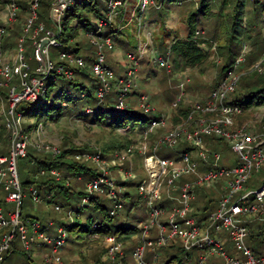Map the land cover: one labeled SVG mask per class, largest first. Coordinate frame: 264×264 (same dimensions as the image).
<instances>
[{
	"label": "built area",
	"instance_id": "1",
	"mask_svg": "<svg viewBox=\"0 0 264 264\" xmlns=\"http://www.w3.org/2000/svg\"><path fill=\"white\" fill-rule=\"evenodd\" d=\"M18 1L5 0L0 37L9 34L5 26L16 19ZM73 1L53 0L48 5V25H45L38 21L39 0H27L28 16L16 38L14 52L10 57H6L0 48V114L4 116L0 125L6 131L7 143L5 152L0 153V198L3 204H11V207L7 208L0 203V264L4 257L15 249V239L19 241L20 249L26 257L31 258L33 247H39L40 256L44 261L60 263L59 249L65 242L67 229L62 223H57L50 231L51 220L42 223L36 217L22 214L25 191L17 167L18 159L27 155L28 148L53 155L60 151V147L45 138L43 125L40 123L36 122L28 131H23L21 118L24 114L19 105L31 104L44 94L45 80L51 71L71 79L74 76L71 66L84 67L83 58L72 51H58L55 60L48 54V47L59 46L57 37L60 18ZM182 1L193 0H177V5ZM162 2L163 0H135L133 4H129L128 0H106L101 16L94 18L92 27L85 31L86 43L92 47L93 59L88 65L95 84L93 96L97 105L104 101L110 90L114 91L112 102L116 109L130 105L131 101L127 97L137 86V67L145 53L147 63L155 65L175 80L177 92L170 106H177L190 78L185 70L172 71L170 43L161 49L153 42L151 33L147 30L145 39L137 43L135 50L125 52L124 57L128 63L123 74L116 76L105 61L107 52L114 47L116 34L105 33L104 29L112 24L114 19H118L115 25L119 31V22L128 8L129 16L135 13L137 18H140L146 10L160 9ZM29 29L32 52L31 56L26 57L23 42L24 34L28 33ZM198 32L199 30L195 29L191 39H194ZM43 40L44 44L39 47ZM246 55L247 46L242 44L230 67L223 76L216 79L211 90L198 101L186 102L187 109L179 123L170 125L168 113L157 114L146 93L139 89L134 92L136 107L152 118L139 130L143 140H137L136 135L131 137L129 143L112 152L113 159L119 161L130 158L134 152L142 154L141 166L144 175L137 179L136 186L144 204L145 216L135 225V240L129 248L132 264H180L173 255L170 259H159L162 256V247L177 241L183 250L192 247L200 249L194 262L185 264H264V254L253 252L245 243V236L249 231L248 223L264 220V176L256 186L244 188L252 168L264 166V105L246 120L247 123L239 124L238 116L249 107L244 108L230 102V97L245 72L242 67ZM29 59L34 61L33 66ZM218 62L220 58L216 57L215 63ZM248 70L264 73L262 59L252 63ZM65 95L73 97L68 91H65ZM79 96L86 98L85 92H81ZM90 112L92 109L86 106L82 116H72L73 121L86 122L85 116ZM155 128H160L159 133L152 142L147 143L146 135ZM118 130L125 132L127 128L120 127ZM203 136H211L226 143L238 154V162L230 168L208 167L199 173L198 163L191 155L190 149H196L198 154L205 158ZM181 143L185 144V148L174 157H159L154 152L158 146L177 147ZM211 154L215 164L219 154L217 151H211ZM99 155L98 151L78 152L74 157L97 159ZM101 169L84 180L83 189L86 193L81 196V201L85 203L91 192L103 193L112 201L108 213L114 216L122 205L120 192L124 184L121 181L128 180L134 174L118 166L115 169L118 171L115 178L110 169ZM45 172L56 179L61 177L59 169L55 167H39L36 174ZM188 173L195 175L192 180H179L178 177ZM63 178L64 183H69L67 176ZM217 181H221V184L215 206L199 217L194 213L195 202L191 201L194 198V188L201 184L213 186ZM27 189L32 202L51 201L52 193L49 190H40L32 183ZM53 208L59 209L60 204L53 201ZM73 211L77 216L76 209L65 210L67 220L74 217ZM152 229L154 230L151 235L149 232ZM96 235L101 237L105 264H129L124 253V244L115 234L96 231L89 234ZM227 243L231 250L228 249ZM147 254L150 259L146 258ZM184 257L189 260L187 254H184ZM166 261L168 262L165 263ZM16 264L32 263L22 261Z\"/></svg>",
	"mask_w": 264,
	"mask_h": 264
},
{
	"label": "rangeland",
	"instance_id": "2",
	"mask_svg": "<svg viewBox=\"0 0 264 264\" xmlns=\"http://www.w3.org/2000/svg\"><path fill=\"white\" fill-rule=\"evenodd\" d=\"M26 1L27 0L18 1L19 9L16 12L17 16L14 20V35L10 33L0 37V48L6 57H10V55L14 52L16 36L20 33L28 16ZM52 1L53 0H43L37 9L38 21H41L45 25H48L47 4L51 3ZM100 1L102 2L103 0ZM128 1L129 4H133L135 2V0ZM207 1L209 6L206 9V13L204 15L202 14L196 16L197 21H194L193 24V28L199 30L198 34H196L194 38V40H196V46H198L200 52L204 55L198 64H186V67L182 68V70H185L188 74L190 81L183 91V95L180 99L182 102L179 105L183 103L185 104L186 102L193 103L200 100L201 96L203 97L206 95L216 82L218 77L217 72L226 59V49L229 46V37L231 34V31H229V24L232 22L231 18L234 14L236 0ZM199 3L200 0H193L190 2L182 1L179 5L174 2H170V5H168L166 8L164 7L160 11L154 9L146 10L143 16L140 18H137V14L135 13L134 15L129 16L130 9L128 8L119 22L121 29L120 33L114 38V47L106 54V63L111 65L110 67L116 76L123 74L126 64L128 63L124 57L125 52L128 50H135L137 43L139 41L142 42L145 39V31L147 30L150 31L153 42L158 44L161 49L164 48L165 44L170 43L175 36H177V38H183L186 33L187 15L191 11L196 10V8L199 7ZM4 11L5 0H0V25L4 19ZM242 11L243 13L241 20L238 22V31L233 34V56L238 51L240 45L246 44L247 56L242 68L245 71H248L249 66L259 59H262V65L264 66V0H259L255 4L253 0H243ZM83 14H86L89 20L93 19V15L91 13ZM72 23L73 20L69 22V25ZM5 28L6 32L8 31L9 33V24H6ZM66 32H69V29H67ZM29 33L30 29L28 30V33L24 34L23 45L25 48L24 53L26 57L31 56L32 52V47L30 46L28 37ZM84 33L85 32L82 29L77 27L73 31L74 37L68 40V44L71 45L74 42H78L80 45L85 46L84 44L86 43V38ZM3 46L5 47L2 48ZM58 51H60L59 47H48L49 57L55 60ZM84 53L86 52L83 49L78 52L80 56H83L82 54ZM216 57L220 58V62L217 64L215 63ZM146 59L147 54L144 53L137 67V86L130 91L127 99H130L133 110L139 116H143L144 114L135 105V95H132V93L139 89L148 95L157 114L168 113V115H170L168 119L170 125L177 123L178 121L174 122L172 117V111L175 107L172 108L170 106L177 92L175 88L176 82L173 81V78L170 77V75H166L163 70L158 69L155 65L151 63L146 64ZM28 61L32 66L34 65L33 60L29 59ZM84 62L85 72H87L89 76V65L85 60ZM147 69V73L153 75H149V77L145 79V72ZM172 71L174 70L172 69ZM60 82L63 85H61ZM64 82L65 80H58L56 84L53 85L51 91L46 97L48 104H53L59 108L47 109L44 112L39 110L38 112L41 113L37 112V114L31 116L24 114L21 118V127L23 131H28V129L37 122L43 125L45 138L60 148L67 146L69 143L78 147L84 146L85 148H88L75 150L69 154L67 158H72L78 161L82 160L90 166H93L96 172L100 171L101 168L106 170L110 169V172L115 178H117L118 174V171L115 169L118 166L133 172L134 175L130 176L129 179H132L134 183L124 184L122 189V191H127L129 196L120 199L122 205L119 208L118 213L110 218V220L106 221V224L110 225L111 228H115L117 224L135 226L136 223L145 216L144 204L138 195L136 186L137 179L144 175V169L141 166L142 154L134 152L130 158L119 161L117 159H113L112 152L114 149L107 153L106 151L101 152L99 148L105 143V140L109 139V136L112 134L117 135V139L122 137L124 138V136L134 137L137 135V140H143L140 135V131H138L141 122L126 119L125 122L129 128L127 131H125L126 133L124 131H119L118 129L108 131V127L101 123L89 124L85 121L74 122L72 116L75 114H80L82 112L81 108H83L86 104L82 99H74L69 100L65 106H61L60 101H62V99L60 100V97H54L59 88L63 90H70L75 95V97H78L79 94L75 87L67 86ZM83 82L87 84L88 80L83 78ZM240 91L241 88L238 87L235 95ZM110 92H112V90H110ZM263 105L264 103L262 105L250 106L248 109L244 110V112L239 115L240 117L237 118V120L240 121L239 124L247 123L246 120L250 119L252 114L257 110L262 109ZM19 109L25 112L30 109V105L21 103L19 105ZM56 114H60V117L54 121L50 120V117ZM113 117L114 113L102 114L101 121L103 123H108ZM3 118L4 116L0 114V123H2ZM159 129L160 128H155L146 135L147 143L152 142L154 137L159 133ZM203 145V153L205 158L200 156L196 149H190L191 155L198 163L197 168L199 173L204 172L208 167L230 168L238 162V154L231 150L228 145L221 140L217 141L211 136H203ZM184 147L185 144L183 143L179 144L177 147L158 146L156 147L157 149H154V152L159 157H174L180 150H183ZM6 148L7 143H5V141H0V153L5 152ZM93 151H98L100 157L97 159L84 158L82 156L78 158L74 157V154L78 152L93 153ZM211 151H217L219 154L215 164H213L214 157L211 154ZM28 152L34 156H43L44 154V152L35 151L31 148H28ZM17 167L21 179H31L36 169L35 164L32 163V161L30 162L26 157H21L18 159ZM34 176L37 178L41 176V174ZM194 176V174L188 173L182 174L178 178L179 180H192ZM263 176L264 166H261L258 169L252 168L247 181L244 183V188L256 186ZM67 177L69 183L76 179V184L78 185L75 188H72L74 190L67 194H55L51 198V201L39 200L37 202H32L28 195V185H25L23 187L25 196L23 197L21 206L22 214L36 217L42 223H47L48 220H51L52 225L50 228L52 229L58 222L67 221L68 217L65 214V210L67 208H77V216H75L74 211L72 212V215L75 219H77V221H79V223L84 225H87L91 218H99L102 215V211H100L98 208H94L91 201H88L87 204L83 205L81 201V194L76 191L79 188H83V176L82 178L80 176L79 178L75 176L74 179L72 175ZM220 184L221 181H217L216 185L214 184L213 186H206L202 184L195 186L194 198H192L191 201L195 202L194 213H196L199 217L204 216L210 209L214 208ZM101 198L103 199L102 202L108 213V210L112 205V201L105 197L104 194L101 195ZM53 201L60 204L59 209L53 208ZM200 202L202 203L199 204ZM203 206L205 207L202 208ZM248 227L249 231L245 236L246 245L253 252L257 254H264V220L251 221L248 223ZM153 230L154 229L150 230L149 232L151 235L153 234ZM135 232L124 233L126 237H123L125 235L120 234V238H118L124 244V253L127 255V257L129 256V264L133 263L130 257L129 248L135 240V236L133 235ZM66 234L65 242L59 249L60 263L56 264H78L82 262L87 264H90L91 262L94 264H105L104 247L100 240V236H89L86 230L80 227L67 230ZM14 243L18 250L19 241L15 239ZM226 245L229 247L228 249L231 250L229 244ZM35 252L36 248L33 247L31 259L34 262L38 264H52L44 261L40 254L36 255ZM199 252L200 249L196 247L183 250L177 241L172 245L162 247V256H160L159 259L165 260V258H169V256L174 255L176 257L175 259L180 264H185L186 262L193 263L196 255ZM184 254L189 256V260L185 259ZM146 258L150 259V255L147 254ZM23 259L24 256L21 253L15 252L14 254L6 255L1 264H13Z\"/></svg>",
	"mask_w": 264,
	"mask_h": 264
},
{
	"label": "trees",
	"instance_id": "3",
	"mask_svg": "<svg viewBox=\"0 0 264 264\" xmlns=\"http://www.w3.org/2000/svg\"><path fill=\"white\" fill-rule=\"evenodd\" d=\"M20 1V0H19ZM50 1V0H49ZM105 1L103 0L102 2L100 0H74L73 3L69 6L67 10H65L60 18V31L58 34V41H59V48L60 51H72L76 54L83 49L86 53L82 54L81 56L83 60H85L87 63H90L93 59L92 56V47L89 46L87 43H85V46L80 45L78 42H74L73 44L69 45L68 40L74 37L73 31L78 27L82 29L84 32L92 27V21L96 17L101 16V12L104 9L105 6ZM43 2V0H39V5ZM129 2V1H128ZM170 2H174L177 4V0H163L162 5L160 9L157 11L162 10L164 7L166 8L168 5H170ZM254 4L256 3L255 0H253ZM49 3V2H48ZM50 4V3H49ZM47 4V6L49 5ZM209 6V3L207 0H200L199 7L196 8V10L191 11L186 18V33L183 38H177L175 36L173 40L170 42L169 45V51L171 54V63H172V69L175 70H182V68L186 67V64L192 65V64H198V62L202 59L203 53L200 52V49L198 46H196V40L191 39L192 34L194 32L193 24L194 21H197L196 16L198 15H204L206 13V9ZM242 7H243V0H236L235 6H234V14L231 18V24H229V31H231L230 34V43L228 48L226 49V59L224 63L220 66L218 70V77H221L224 75L225 71L230 67L233 58L235 55L233 48H234V33L239 28L238 22L241 20L242 16ZM91 13L93 15V19L89 20L87 18L86 14L83 13ZM195 16V17H194ZM119 17V16H118ZM73 20V23L69 25V22ZM118 19H114V22L110 24L108 27H106L104 30L105 33H113L114 34H119L120 30L118 31L116 28V22ZM229 23H230V18H229ZM67 29H69V32H66ZM19 35V34H18ZM17 35V36H18ZM114 36V38L116 37ZM16 36V38H17ZM83 47V48H82ZM79 55V54H78ZM247 56V55H246ZM110 67V66H109ZM73 70L74 76L71 79L64 78L61 75H56L53 71H51L45 80V85L46 89L45 92L42 96H40L37 100H35L33 103L29 104L30 109L27 111L23 112V114L26 115H34L37 114L39 110H42L43 112L47 109H54V108H59L54 106L53 104H48L47 102V95L51 91L53 85L56 84L58 80H65V84L70 87H75L79 94L81 92H85L86 98H80L79 94L78 97H75V95L68 89H58L57 93L54 97H60V105L65 106L66 103L69 100H74V99H82L85 101V106L81 108V111L83 112L84 108L86 106H89L92 109V112L88 113L86 117V122L89 124H105V126L108 127V131H113L117 130L120 127H126L127 130L129 129L128 126L126 125L125 120L126 119H131L132 121H139L140 127L143 128L145 125L148 124V122L151 120L152 116L143 113V116H139L131 107V103L129 106L123 108V109H116L113 106L112 102V97H114V91L109 92L104 101L99 103L98 105L96 104V101L93 96V90L95 87L94 81L91 77V75L88 76V73L85 72L84 67L79 68V67H70ZM111 68V67H110ZM83 78L88 80V83L83 82ZM61 85H63L60 82ZM215 84V83H214ZM214 86V85H213ZM240 87L241 91L237 92L235 95L237 88ZM236 90L234 91V94H232V97L230 99V102L238 104L244 108L250 107V106H257V105H262L264 103V73H257L256 71H245L238 82ZM65 91H68L72 94L73 97H68L65 95ZM134 95V93H132ZM64 102V104H62ZM182 101L177 103V106L173 109L172 111V117L173 121H178L180 122L181 116L183 117L186 109H187V104L183 103L179 105ZM59 105V106H60ZM82 112L80 114H75L76 116H82ZM244 112V111H243ZM41 113V112H38ZM111 114L114 113V117L110 122L108 123H103L101 120V115L102 114ZM60 117V114H56L54 116L50 117V120L54 121L57 120ZM240 116H238L239 118ZM177 122V123H178ZM138 130V131H139ZM5 129L0 125V140L5 141L6 143V136H5ZM124 133V132H123ZM126 133V132H125ZM124 133V134H125ZM131 141V136H124V138H119L117 139V135L112 134L109 136L108 140H105V143L99 148L100 151H106L111 152L113 149H119L123 147L125 144L129 143ZM185 148V147H184ZM80 149H88L85 148L84 146L78 147L73 144H68L67 146H64L60 148V151L56 154H49V153H44L43 156H34L27 152V155L25 156L30 162L35 164L36 169L34 172V175H39L36 174V171L39 167H44V168H50V167H55L61 170V175L63 172V175L59 178L56 179L53 176H51L48 172H45L44 174H41V176L35 178L33 177L31 179H26V178H20L21 185L24 187L25 185L29 184H35L40 190L47 189L52 193V197L55 194L62 193V194H67L71 191H73L78 184L77 180L75 179L73 182L70 183H64V176H69L72 175L73 179L75 176H80L84 179H87L93 175H95L97 172L93 166H90L84 161H78L72 158H67L69 154H71L75 150H80ZM1 152V150H0ZM80 178V179H81ZM83 179V181H84ZM137 182V181H136ZM121 183L123 184H133L134 181L132 179L128 180H122ZM78 193L85 194V190L83 188H79L76 190ZM120 199L129 196L127 191H121L120 192ZM101 195L103 193H97V192H91L88 194V199L85 203H82L83 205L87 204L88 201H91L93 203L94 208L100 209L102 211V215L99 218H91L90 221L88 222L87 225L79 223L77 219L74 217L71 220L67 221H60L58 223H62L67 230L74 229L75 227H80L84 228L87 232V234H91L93 232H99V233H113L117 238H120V234L125 235L124 233L128 232H134L136 231L135 226H128L124 224H117L115 228H111L110 225L106 224V221L110 220V218L113 217V215H110L107 213L105 206L102 202ZM105 196V195H104ZM106 197V196H105ZM108 198V197H107ZM0 203L3 204L2 199L0 198ZM4 206V204H3ZM131 206V205H130ZM129 206V207H130ZM203 206L202 208H204ZM74 209V208H73ZM76 211L78 212L77 208H75ZM117 234V235H116ZM123 237H126L123 236ZM21 253V252H20ZM24 256V261L32 263V264H38L34 262L30 257H26L23 252L21 253ZM170 258L175 257L174 255ZM169 258V259H170ZM94 261V260H93ZM166 261L165 263H167ZM46 264V263H44ZM78 264H87V263H78ZM94 264V263H90Z\"/></svg>",
	"mask_w": 264,
	"mask_h": 264
},
{
	"label": "crops",
	"instance_id": "4",
	"mask_svg": "<svg viewBox=\"0 0 264 264\" xmlns=\"http://www.w3.org/2000/svg\"><path fill=\"white\" fill-rule=\"evenodd\" d=\"M4 1V0H3ZM20 1H23V0H20ZM146 22H147V20H146ZM14 26H15V24H14V21L12 22V23H9V34L11 33V34H13L14 35ZM7 44H8V42H7ZM6 44V45H7ZM5 45V46H6ZM5 46H3L2 48H4ZM145 63L147 64V62L145 61ZM109 65V64H108ZM109 66H111V65H109ZM137 71H138V69H137ZM148 72V69L146 70V72H145V79L146 78H148L149 77V75H153V74H148L147 73ZM173 81L175 82V80L173 79ZM160 92V91H159ZM205 96V95H204ZM201 98H202V96H201ZM202 202H200L199 204H201ZM4 207H11V204L10 203H4ZM50 231H52V229L50 228L49 229ZM228 244V243H227ZM19 245V244H18ZM15 248L16 249H14L12 252H10L9 254H14L15 252H18V253H22V251H21V249H20V246H19V248H18V250H17V247H16V245H15ZM20 250V251H19ZM35 254L36 255H39L40 254V248L39 247H37L36 248V252H35ZM8 255V254H7ZM5 258V257H4ZM32 258V257H31ZM127 258V262H129V256L128 257H126ZM4 260V259H3ZM22 261H24V260H21V261H18V262H22ZM17 262V263H18ZM26 262V261H25ZM13 264H16V263H13Z\"/></svg>",
	"mask_w": 264,
	"mask_h": 264
},
{
	"label": "water",
	"instance_id": "5",
	"mask_svg": "<svg viewBox=\"0 0 264 264\" xmlns=\"http://www.w3.org/2000/svg\"><path fill=\"white\" fill-rule=\"evenodd\" d=\"M44 44V40L40 42L39 47H41Z\"/></svg>",
	"mask_w": 264,
	"mask_h": 264
}]
</instances>
